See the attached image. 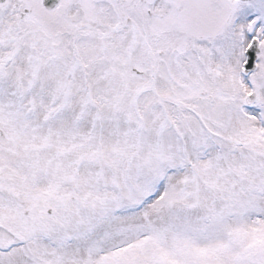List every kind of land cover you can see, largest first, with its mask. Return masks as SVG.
Wrapping results in <instances>:
<instances>
[{
  "label": "snow or ice",
  "instance_id": "1",
  "mask_svg": "<svg viewBox=\"0 0 264 264\" xmlns=\"http://www.w3.org/2000/svg\"><path fill=\"white\" fill-rule=\"evenodd\" d=\"M0 264H264V0H0Z\"/></svg>",
  "mask_w": 264,
  "mask_h": 264
}]
</instances>
